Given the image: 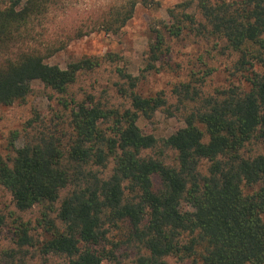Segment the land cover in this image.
Returning <instances> with one entry per match:
<instances>
[{
	"label": "trees",
	"instance_id": "obj_1",
	"mask_svg": "<svg viewBox=\"0 0 264 264\" xmlns=\"http://www.w3.org/2000/svg\"><path fill=\"white\" fill-rule=\"evenodd\" d=\"M152 3L0 0V106L24 102L33 82L49 102L0 154L13 207L0 212L12 236L0 264H264V0L168 8L138 75L111 52L49 63L73 41L118 35ZM72 12L81 19L62 24ZM179 41L200 50L188 78L143 95ZM223 59L242 85L209 86ZM82 76L93 81L75 92ZM158 113L184 126L161 138L139 126Z\"/></svg>",
	"mask_w": 264,
	"mask_h": 264
},
{
	"label": "rangeland",
	"instance_id": "obj_2",
	"mask_svg": "<svg viewBox=\"0 0 264 264\" xmlns=\"http://www.w3.org/2000/svg\"><path fill=\"white\" fill-rule=\"evenodd\" d=\"M152 5L148 8L138 5L135 9L132 19L121 30L118 35H106L103 33L91 34L90 36L73 41L63 51L49 60L50 64L58 65L61 68L83 57H99L107 52L116 53L122 58L123 65L128 72L138 75L143 67V59L147 50V45L151 39V28L159 20L166 19V11L175 4L184 0H152ZM87 2V1H86ZM74 12L62 21V24L70 23L72 20L81 19ZM200 50L188 46L187 41H179L174 45V54L172 69L158 75H150L141 85L143 95H152L159 90H168L170 86L178 81H184L188 78V58H195ZM221 59V57H217ZM222 63H216L218 69L212 76L209 83L210 87H227L234 83L242 85L240 78L231 77L227 71L230 61L223 59ZM180 65V69L176 67ZM122 65V66H123ZM100 86L106 83V69L102 68L96 75ZM92 78L82 76L81 80L74 86L73 90L78 92L79 89H89ZM49 102L46 91L42 84L33 82L31 92L22 103H15L12 106H0V154L8 153V140L11 132L19 131L21 136L16 142V147H20L24 141V133L22 132L25 122L31 117L34 111L45 112ZM139 126L146 132L153 133L156 137H167L173 130L183 127L184 124L175 118H166L162 114L156 115L154 123H147L143 120L139 121ZM13 207L10 202L9 195L0 190V212L7 214ZM34 214L25 215V219L34 218ZM7 227L0 229V250L11 246V228L10 220H7ZM106 264V263H104Z\"/></svg>",
	"mask_w": 264,
	"mask_h": 264
}]
</instances>
